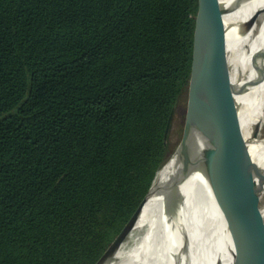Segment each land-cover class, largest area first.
<instances>
[{
    "label": "trees",
    "instance_id": "1",
    "mask_svg": "<svg viewBox=\"0 0 264 264\" xmlns=\"http://www.w3.org/2000/svg\"><path fill=\"white\" fill-rule=\"evenodd\" d=\"M198 0H0V264H95L171 154Z\"/></svg>",
    "mask_w": 264,
    "mask_h": 264
},
{
    "label": "water",
    "instance_id": "2",
    "mask_svg": "<svg viewBox=\"0 0 264 264\" xmlns=\"http://www.w3.org/2000/svg\"><path fill=\"white\" fill-rule=\"evenodd\" d=\"M246 1L248 0H233L227 6L219 0H198L193 62L187 87V110L182 138L177 146L178 165L168 181L165 189L167 193L162 195L167 211L175 212L181 198L180 184L193 171H202L225 225L222 239L228 253L225 259L229 258V262L225 263L224 258H217L214 264H260L258 247L262 228L259 230V237L256 236L253 211L259 210L256 207V177L262 171L254 165L249 141L239 127L240 110L233 100V95L245 92L247 86L230 83L220 35L221 15L238 8ZM262 59L264 50L255 54V66H259ZM172 116L173 112L166 124L165 138ZM151 186L95 264L111 262L114 250L124 238V230L147 197ZM179 245L177 253L170 257L173 264L197 262L201 251L189 253L188 235L183 236ZM154 255L157 261L167 259L163 247ZM149 263L152 262L144 259L141 264Z\"/></svg>",
    "mask_w": 264,
    "mask_h": 264
},
{
    "label": "bare ground",
    "instance_id": "3",
    "mask_svg": "<svg viewBox=\"0 0 264 264\" xmlns=\"http://www.w3.org/2000/svg\"><path fill=\"white\" fill-rule=\"evenodd\" d=\"M219 1L228 6L233 0ZM220 35L230 83L247 86L245 92L234 94L233 100L240 110L239 127L249 141L254 165L262 171L256 177L258 201L264 197V136L260 133L264 125V59L255 66L254 56L264 50V0H248L222 14ZM177 159L176 148L156 172L147 197L124 230L123 242L109 264H141L144 259L151 264H173L170 257L179 250L185 234L189 236V253L201 251L197 262L191 264H214L217 258H227L222 239L225 225L201 170L193 171L180 184L178 209L167 211L162 195L167 193ZM262 219L264 205L253 211L258 237ZM162 247L167 259L157 261L154 254Z\"/></svg>",
    "mask_w": 264,
    "mask_h": 264
},
{
    "label": "rangeland",
    "instance_id": "4",
    "mask_svg": "<svg viewBox=\"0 0 264 264\" xmlns=\"http://www.w3.org/2000/svg\"><path fill=\"white\" fill-rule=\"evenodd\" d=\"M187 98H188V93H187V89H185L178 101V104L172 116L170 128L167 135L168 146L170 148L171 153L177 148L182 138L185 115L187 110ZM260 133L262 134V136H264V125L262 126ZM263 205H264V197L258 200L256 206L260 210V208ZM261 224L263 230H261V238H260L261 242H260V246L258 247V260L260 264H264V219H262ZM122 242L123 240L114 250L113 255L118 250Z\"/></svg>",
    "mask_w": 264,
    "mask_h": 264
}]
</instances>
